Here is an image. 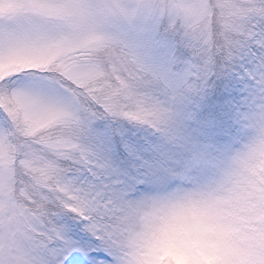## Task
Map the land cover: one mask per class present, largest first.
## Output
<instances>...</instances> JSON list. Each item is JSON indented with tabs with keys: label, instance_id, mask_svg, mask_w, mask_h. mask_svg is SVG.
Listing matches in <instances>:
<instances>
[{
	"label": "snow or ice",
	"instance_id": "1",
	"mask_svg": "<svg viewBox=\"0 0 264 264\" xmlns=\"http://www.w3.org/2000/svg\"><path fill=\"white\" fill-rule=\"evenodd\" d=\"M177 186L264 264V0H0V264H130Z\"/></svg>",
	"mask_w": 264,
	"mask_h": 264
},
{
	"label": "clouds",
	"instance_id": "2",
	"mask_svg": "<svg viewBox=\"0 0 264 264\" xmlns=\"http://www.w3.org/2000/svg\"><path fill=\"white\" fill-rule=\"evenodd\" d=\"M123 241L130 264H239L243 237L205 188L143 193Z\"/></svg>",
	"mask_w": 264,
	"mask_h": 264
}]
</instances>
